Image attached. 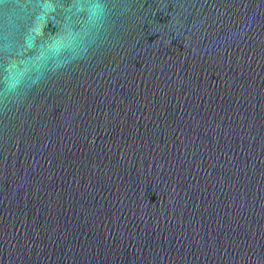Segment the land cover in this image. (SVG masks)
<instances>
[{"label":"water","instance_id":"obj_1","mask_svg":"<svg viewBox=\"0 0 264 264\" xmlns=\"http://www.w3.org/2000/svg\"><path fill=\"white\" fill-rule=\"evenodd\" d=\"M0 264H264V0H0Z\"/></svg>","mask_w":264,"mask_h":264}]
</instances>
